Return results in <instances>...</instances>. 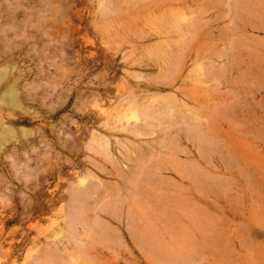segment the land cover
<instances>
[{"label":"rangeland","instance_id":"1","mask_svg":"<svg viewBox=\"0 0 264 264\" xmlns=\"http://www.w3.org/2000/svg\"><path fill=\"white\" fill-rule=\"evenodd\" d=\"M0 264H264V0H0Z\"/></svg>","mask_w":264,"mask_h":264}]
</instances>
